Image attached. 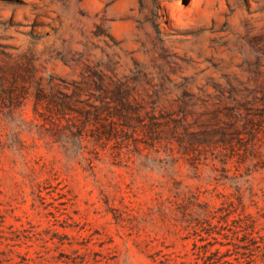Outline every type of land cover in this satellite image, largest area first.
<instances>
[{
	"label": "rangeland",
	"instance_id": "1",
	"mask_svg": "<svg viewBox=\"0 0 264 264\" xmlns=\"http://www.w3.org/2000/svg\"><path fill=\"white\" fill-rule=\"evenodd\" d=\"M192 1L0 0L2 264H203L239 217L264 233V0ZM103 104L111 135L68 128Z\"/></svg>",
	"mask_w": 264,
	"mask_h": 264
},
{
	"label": "trees",
	"instance_id": "2",
	"mask_svg": "<svg viewBox=\"0 0 264 264\" xmlns=\"http://www.w3.org/2000/svg\"><path fill=\"white\" fill-rule=\"evenodd\" d=\"M43 95L44 91H40L38 100H40ZM61 105L62 107H68L69 104L67 102H62ZM104 106L105 104L96 108L95 112L92 114L90 112L89 114L77 112L78 115H76V117H71L67 120L70 123L68 124V128H72L73 126L77 127V125H79V128H84L85 126L91 125L94 128L92 130L94 138L102 139L103 137H108V135H111L112 132H115V128H112L109 131L107 129V125L103 123V121L108 122L109 120H101L100 111L104 108ZM122 106L124 105L122 104ZM117 113H121V111ZM117 116L119 117V115ZM115 124L116 123H114V125ZM53 127L55 130L54 136L59 139V137L63 134L60 129L62 128V125L58 122L53 124ZM236 223L238 225L236 226L238 230H233V236H223L228 240V242H219L221 247H227L225 251L221 248L211 251L207 248V246H204V250H202L200 254H197V256H199L198 258L202 259L203 264H264V233H262V230L257 228L255 217L252 215H245L244 217H239ZM95 255L97 257L99 254ZM84 261L85 260L77 262L76 260L69 259V261H65V264H83ZM2 263L3 262L0 260V264ZM98 263L99 260L95 258L94 262L89 264Z\"/></svg>",
	"mask_w": 264,
	"mask_h": 264
},
{
	"label": "bare ground",
	"instance_id": "3",
	"mask_svg": "<svg viewBox=\"0 0 264 264\" xmlns=\"http://www.w3.org/2000/svg\"><path fill=\"white\" fill-rule=\"evenodd\" d=\"M212 2H214L213 0H193L192 1V3H193V8H194V10L197 12V13H199V14H202V13H204V15L206 14L205 13V11H206V9H207V7H209L210 6V4L212 3ZM214 4V3H213ZM167 5V4H166ZM168 7V6H167ZM170 7H172V6H170ZM173 10V9H172ZM188 10V9H187ZM173 12V11H172ZM181 12V11H180ZM189 12H190V10H189ZM188 12V13H189ZM185 14V13H184ZM191 14V13H190ZM180 15H182V14H180ZM183 16V15H182ZM195 16V15H194ZM185 17V16H184ZM186 17H187V15H186ZM190 17V16H189ZM192 17V16H191ZM200 17V16H199ZM202 17H203V15H202ZM201 17V18H202ZM181 22V21H180ZM180 22H178V23H180ZM185 25V24H184Z\"/></svg>",
	"mask_w": 264,
	"mask_h": 264
}]
</instances>
